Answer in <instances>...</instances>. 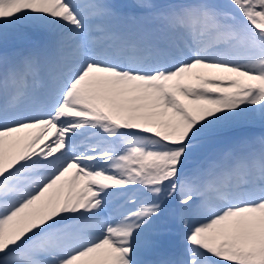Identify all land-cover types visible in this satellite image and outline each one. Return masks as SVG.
Returning a JSON list of instances; mask_svg holds the SVG:
<instances>
[{
    "label": "snow or ice",
    "instance_id": "6c2138e0",
    "mask_svg": "<svg viewBox=\"0 0 264 264\" xmlns=\"http://www.w3.org/2000/svg\"><path fill=\"white\" fill-rule=\"evenodd\" d=\"M135 6L0 0V264H264V0Z\"/></svg>",
    "mask_w": 264,
    "mask_h": 264
},
{
    "label": "rangeland",
    "instance_id": "374dc122",
    "mask_svg": "<svg viewBox=\"0 0 264 264\" xmlns=\"http://www.w3.org/2000/svg\"><path fill=\"white\" fill-rule=\"evenodd\" d=\"M153 2L157 4H163L166 3L167 0H153ZM108 3L112 4L119 13L125 16L137 17L143 14V10L135 6L136 0H108ZM17 46H21V45L18 42H14L10 40L6 50L8 52H11L13 51L14 47ZM3 51H5V49L0 48V52ZM199 71L202 75L205 76H215L217 74L214 70H209V69H201ZM255 128H261V127L259 125H256ZM254 134L260 135L261 133H254ZM232 135H233L232 133H223L218 135L208 134L194 141L193 144L194 151L192 153V158L188 161L189 165H196L204 162V160L208 158L207 157L209 155L208 152L214 149L216 144L224 143L227 140H230L232 138ZM215 154L216 153L212 152V155ZM212 155L210 156L212 157ZM167 215L171 218L172 247L173 249L179 247L181 249L183 245V233L185 231L184 223L180 221L179 212L175 207H167ZM146 258L151 259V257H146Z\"/></svg>",
    "mask_w": 264,
    "mask_h": 264
},
{
    "label": "trees",
    "instance_id": "16d2710c",
    "mask_svg": "<svg viewBox=\"0 0 264 264\" xmlns=\"http://www.w3.org/2000/svg\"><path fill=\"white\" fill-rule=\"evenodd\" d=\"M253 132L254 133H264V128H255L253 129ZM229 140H227L226 142L224 143H219V144H216L214 149L210 150L209 155L207 156L208 158L211 157L210 155H212V152L214 153H217L223 146L226 145V143L228 142ZM213 156V155H212ZM203 163V162H202Z\"/></svg>",
    "mask_w": 264,
    "mask_h": 264
}]
</instances>
